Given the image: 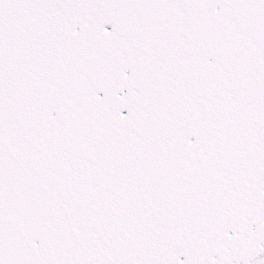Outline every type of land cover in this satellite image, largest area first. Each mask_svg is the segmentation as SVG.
<instances>
[{
  "label": "snow or ice",
  "instance_id": "1",
  "mask_svg": "<svg viewBox=\"0 0 264 264\" xmlns=\"http://www.w3.org/2000/svg\"><path fill=\"white\" fill-rule=\"evenodd\" d=\"M0 264H264V0H0Z\"/></svg>",
  "mask_w": 264,
  "mask_h": 264
}]
</instances>
